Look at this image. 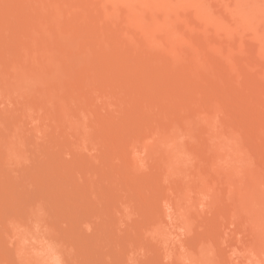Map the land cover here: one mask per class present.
<instances>
[{
    "label": "rangeland",
    "instance_id": "rangeland-1",
    "mask_svg": "<svg viewBox=\"0 0 264 264\" xmlns=\"http://www.w3.org/2000/svg\"><path fill=\"white\" fill-rule=\"evenodd\" d=\"M35 1L37 2L38 0ZM35 1L0 0V54L9 63L18 62L19 64V62H22L23 64H20L22 66L29 64V66L32 65L34 68H39L50 62L60 70L58 75H47L46 86L43 85L42 87L39 85L40 88H35L36 92L34 91L35 89L33 90L36 95L31 91V93H27L28 97H24L26 94L21 95L23 98L14 96L16 98L20 97L17 103V99L15 100L13 97L14 103L12 98V103L0 104V111L8 106L13 111H22L23 119L26 118L29 122L31 120L34 126V128L31 126V129L27 123H22L19 126L15 124L19 128H16V130L18 129L17 131H21V133H24L26 128L31 131L36 129L34 134H31L32 132L29 134L30 130L27 132L26 129V132L22 133L24 137L26 136L25 134L27 136L34 135L35 138H33L35 140L36 138L40 140L35 141L36 145L44 137V142L41 145H44L45 147H43L47 151L42 149L40 143L37 146L35 145V147L33 142V146L36 150L39 149L37 147H40L38 153L41 152L39 156L42 157L37 156L41 159L43 165H45V162L47 163L45 166L40 164L41 161L40 163L38 162L40 166L35 164L34 166H38L35 167L36 173L32 174L35 177L32 176L30 179H26V181L29 180L30 182L25 183L29 187L30 183H33L32 185L37 189L34 190L35 188L33 189L31 186V189L34 190H32L33 193L35 192L33 196L40 191L38 187H42V193L43 190L48 192L51 190L54 193L51 194L50 191V195H47L48 192L46 194L50 196L48 197L50 198L49 200L54 196L51 203L57 197L59 198L57 200H61L62 197L63 200L61 201L64 209L57 202L55 203L58 204V207L54 201L52 204L57 207L56 210L63 209L65 210L63 213L67 211L63 216L69 221L73 220V222L78 217L77 212L79 214V209L84 207L87 210L83 211L85 216L81 214V211V216L78 217L79 223L77 220V223L79 225L82 224L84 229H86L87 219L92 221L91 218L95 217L94 214L90 217L89 215L92 212L97 214L100 218V221H98L100 225L96 221L98 224L96 227L101 228L103 226L98 229L99 232L100 230L103 231L102 233L100 232L102 235L94 232V228H92V232L88 229V234L90 235L82 227L78 226L74 229V226L72 227L73 222L71 221L72 223L69 224L64 218L62 222L63 224L65 222L66 226L69 225L68 229L66 228L67 230L63 225L64 230L72 236L73 230L77 231V228H81L82 230L79 229L80 232L84 231L85 233L83 232V234L88 236V241L87 237L85 239L88 243H92L91 247L94 244V240L96 241L100 238L103 240L102 236L105 237L106 234V240H112L111 244L112 242L114 243L112 234H115L114 236H117V233L118 235L121 234L119 232L121 229L114 233V227L122 228L126 241L129 239L130 243H133L131 246L134 245L133 247L138 249L136 251L140 250L139 254L142 252L143 257L146 256L145 260L147 261L145 264H149V261H153L152 264H175L179 261L177 255L182 250L184 251L185 249L187 251L189 249L192 255V250L198 252L197 249L203 250L208 245L209 247L212 246L210 247L212 251L214 250L213 258H217L214 261L220 259L218 260L219 264H264V255L262 257L258 252L257 256L260 255V257H255L256 254L253 252L254 249L257 252L256 248L260 247L264 254V229H262L264 224L260 227L262 221L260 220L259 224L257 222L261 208L257 203L258 199H255L256 194L264 188V181L259 177V174H264V138L259 133V131L264 133V18L263 20L261 19L264 15V4L261 0H258L256 5V0H247L251 3H249V6L246 0H242L241 6L243 8H241L246 13V20L244 19L248 22L246 24L245 21L241 24L236 23L232 15L235 5L234 0H202L199 5V7L202 6L200 7L202 10L200 8V11L196 10L199 16L196 15L195 8L192 7L188 0H181L178 3V10L186 16L185 18L190 24V47L199 54L201 62H197L194 59L189 49L178 47L179 44L175 39L165 40L169 38L161 37L160 34L154 31H143L140 20L136 18L134 20L130 19L127 11L126 13L124 12L126 10L125 6L121 2L119 3L118 0H110L109 2L105 0H67L62 8L64 7L67 11L64 10L69 12L70 15H66L67 17L63 18V20L61 19V21H59L61 16L59 14V16L55 15L57 13L52 14L51 11L52 15H46V13L50 14V11L47 9L48 12L41 10L40 5ZM243 1L246 3H243ZM136 7L137 5L135 9ZM250 8L252 12H256L258 8H261V11L258 9L261 12L258 14L259 16L257 15L259 20L252 17L254 13L250 12ZM51 9L56 11L54 7ZM138 10L139 12L143 11L145 16L147 15V9L145 10L138 6ZM246 10L252 14H250L251 17ZM207 12L208 14L209 12L215 13L222 18L221 21L226 18L224 29H221L222 27H219V29L216 26L214 27L213 22L210 20V14L208 17ZM254 17H256V14ZM196 19L201 20V23H199V20L197 21L199 24L195 23ZM80 22L87 25L86 33L81 28ZM85 24L84 26L82 24V26L85 27ZM248 27L251 28L249 29ZM51 28L54 29L55 35H53V41H51L53 33H49V30L52 31ZM149 28L150 24H148ZM229 28L233 29L238 35V37L236 36L239 39L237 43L232 42V37L230 38L231 41L229 40L231 36L229 32L233 31H229ZM63 32L68 33L71 46L64 40ZM48 36H50V39H48ZM84 40L86 41L84 42ZM166 44L170 47H166ZM169 49L171 52H169ZM1 64L3 62L0 60ZM4 67L7 68L9 66L6 65ZM77 79L82 83L86 82L92 88L87 92L86 87L89 86L85 83L82 84L83 88L84 85L87 86L82 91L81 83ZM79 88L82 93L95 92V94L93 93L95 95L94 98L91 93L92 100L89 99L90 94L85 97L86 93L84 94L85 98H83ZM32 93L33 96L30 95ZM217 101L227 106H239L249 127L251 129L254 128L252 134L245 132V128L238 121V117L234 112L224 115L217 110L215 106ZM50 109L49 116L47 112ZM0 113H3V111ZM32 118L38 121L34 124L33 121L35 120ZM180 118L187 120L191 124H197V130H189V127L180 124ZM10 119L8 117L7 123L9 122L11 126L15 121ZM28 120H25V122ZM40 124L43 127V131L48 133L49 138H47V135L44 136L46 132L42 133V129L40 132L38 131L40 135L35 136L37 130L41 128ZM38 125L40 126L39 128L37 127ZM15 126L12 125L11 128L14 130L13 127ZM175 127H182L180 130L184 129L185 131H180V133L183 135L184 143L193 154H191L192 157H190L188 164L165 161L164 153L157 151L151 145L150 138L162 136L167 129ZM229 131L238 132L240 135L241 140L237 146L233 145V142L232 145L231 143L229 145L228 142H231L229 140ZM29 136L28 138L31 140L32 137ZM45 137L48 139V144L47 141L45 143ZM33 138L31 141H34ZM84 138L85 141L87 138L91 139L90 146H86L89 141L84 142ZM50 139H52L51 142ZM25 141L29 142V140ZM94 145L98 146V148L100 147V150L97 149L99 152L97 150L94 151L95 156L93 153H88L89 151L86 149V147L92 148ZM27 146L30 147L32 145L27 144ZM233 146H235L236 151L232 149ZM238 146L241 147L240 152L246 151L245 153H248L253 163L252 167L246 164L243 159L240 160L242 156L238 158ZM35 148L31 150L30 147L28 150L30 154L34 155V157L33 155L31 156L32 161H39L37 156H35L37 153ZM96 148L93 147L91 151ZM43 151L47 153L45 154ZM232 152L233 156L236 155L233 158ZM105 153L110 158H107ZM44 154L48 159L46 161V158L43 159L45 157ZM89 154H92L91 157ZM110 155L114 156L113 160ZM169 155H174V153L169 152ZM88 156L92 159L91 162H89L90 158ZM115 158L118 161H114ZM234 158H237V161ZM93 159L96 160L95 163H92ZM108 159L114 162L109 164ZM204 162L210 163L211 167L214 168L211 181L212 183L214 182L215 189L211 193L200 194L201 188L197 187L196 183L188 186V180L184 174L187 172L188 177L192 178L203 175ZM27 164L22 165L23 170H25L24 172L21 171L22 175L29 171L30 168H27L29 164L32 166V163L27 162ZM33 171L34 169L32 170L31 167L30 172L32 173ZM37 173L40 176V181ZM15 174L12 175L14 176L12 180L14 184H17L15 180L20 181L18 179L19 176H17L20 173L16 174L17 179H14ZM29 176L31 175L26 177L29 178ZM41 176L46 180L44 181ZM22 177L20 176V179ZM33 178H37V181L33 180ZM23 179L21 180L24 183ZM19 184H21V181ZM25 184H23L24 186L21 185L25 187ZM22 188L17 187V191L12 190L14 192H8L9 194L3 192L0 196L3 198L4 195L5 198L3 200L6 201L8 198L10 209L9 206L8 208H0L2 210L5 209V212L7 209L8 212H11V210L12 212L16 211L15 207L17 209V205L13 206V203H18V205L21 203L15 196L19 189L22 191ZM25 189H29L28 191L31 192L30 188H23V190ZM119 190L128 197L124 196L126 201L129 202V199L133 201L127 202L131 204L132 213L130 215L129 206L125 207L124 204L126 203L123 202L126 201H124V198L122 200L121 196L123 193ZM28 191L27 194L29 195ZM19 192L18 194L21 193ZM92 192L95 194H92ZM39 193L37 194L39 195ZM21 194L19 197L25 204L28 201V198H26L28 196L25 197V193ZM197 195L198 197H196ZM11 196L14 198L11 199ZM29 196L32 195L30 194ZM42 196H44V193ZM42 196L39 195V198H45ZM32 197H29V199ZM201 198L204 200L202 201ZM49 200L47 199V201ZM11 201L12 203H10ZM166 202L174 206V209L169 210V214L170 211L173 213L175 208L179 207L182 211H186L187 214L190 213L188 218L192 219L186 218L187 221L183 219V223H181L182 220L175 219L174 216H168L167 218L165 213ZM122 203L124 208H122ZM66 208L71 209L72 213L75 211L73 213L75 219L73 218L74 215L70 214L71 212L66 210ZM104 208L108 209L103 210ZM125 208L129 211H125L126 216H124L125 213L123 211ZM88 210L90 214L86 217ZM5 212L1 211L0 217L7 216L8 214L6 213L8 212ZM61 212L62 210L59 213L57 211V214ZM105 212L106 214L111 212L109 221L115 223L117 220L119 224H122L121 227L118 226L119 224L114 226V224L112 225L111 222H108V219H105L106 217L103 218L102 215ZM122 212L123 215H121ZM15 213L21 214L17 211ZM15 213H11V215ZM60 215L55 214L54 216L59 217L58 219L61 221L63 216L61 217ZM108 216L107 218H109ZM127 216L129 218H122ZM198 216L203 218L199 220ZM79 218L83 219L80 221ZM84 220H87L85 224ZM189 220L190 222H188ZM148 221L151 222L152 226L153 224L156 226L158 223V225L161 224L165 228H169V231L172 230L170 237L165 235L168 230L165 232L160 231L161 233L155 231L156 235L153 234L152 226L150 227L147 224ZM175 222L177 227H175ZM145 223L150 227L151 230L149 231H152V234L146 232L147 228L144 229ZM3 224L1 222L2 227L0 226V229H9L7 224ZM76 224L74 223V225ZM59 225L62 226V224ZM93 226L95 227L94 224ZM90 227L91 224L89 225ZM183 227L187 229L185 230ZM70 228L72 233L69 230ZM76 231L74 232L75 234ZM104 231L109 234H105ZM81 234H78L77 238H75L76 235L71 237L74 241L80 242L81 240V242L84 241L83 243H85V239H82L83 236L81 237ZM124 234L120 238L123 239ZM89 237L92 238L93 242ZM152 237L156 238V241L152 239V242L150 239ZM120 238H117L120 240L118 242H121L122 239ZM125 239L119 244L121 246L123 243V247L126 246L127 248L129 241L125 243ZM115 241L117 242V240ZM160 241H163V243ZM7 243L0 240V252L2 250H12L11 244L8 245ZM89 244L84 246V244L80 243V246L90 248ZM107 245L105 244V246ZM165 245L168 247H165ZM240 245L242 246L240 247ZM111 246L113 247L115 244ZM81 247L76 246V252H78L82 260L85 261L83 258L86 257L82 255L83 252L89 257L91 256V258L93 255L95 256V254H90L91 250L88 252L89 248L86 247L88 250L82 251ZM112 247L105 248L107 250V248L112 249ZM98 249L100 247L97 248V251ZM247 249L248 253L252 254L245 252ZM93 251L95 252L96 250L93 249ZM99 251L101 254V250ZM129 251L133 252L131 253L134 256L133 259H136L137 257L135 256L137 255L138 257L141 256L135 250H130V245L129 249H125L120 255L115 253L114 256V253H112L113 257H110L111 252H113L111 251L107 256L116 258V255L118 257L123 255L121 258L115 259V264L119 261V264H122L127 260L125 255L130 253ZM134 252L137 255H133ZM95 253L100 259L106 257L105 255V257L99 256V252ZM175 253H177L176 256L174 255ZM128 255V260H130L131 256L129 257ZM13 257L15 258L16 256L14 255ZM98 257H93L92 259H97ZM108 257L105 258L107 264H109L107 262L109 260ZM87 258L85 263L82 261L83 264L92 262H87ZM92 259L88 258V261ZM96 259L94 263L97 262L98 264ZM100 259L99 264H102L104 260ZM118 259L119 261H117ZM185 259L183 260L184 262ZM115 260L112 259L109 262L113 263ZM136 260L134 262L131 258L130 263H128L141 264V260L139 263ZM195 261H193V264L200 263V260ZM186 262L189 264V261ZM190 263H192L191 260ZM142 264H144V261Z\"/></svg>",
    "mask_w": 264,
    "mask_h": 264
},
{
    "label": "bare ground",
    "instance_id": "bare-ground-1",
    "mask_svg": "<svg viewBox=\"0 0 264 264\" xmlns=\"http://www.w3.org/2000/svg\"><path fill=\"white\" fill-rule=\"evenodd\" d=\"M16 1H18V2H20V0H16ZM35 1V0H34ZM67 0H38L36 3L38 4V5H40V9L41 10H43V11H45L46 9L48 10V11H50L49 13L50 14H47L46 12H48L47 10H46V15H52L53 13H57V14H55V15H60L61 17H59L60 18V20L59 21H61V19L63 20V18H66L67 16L66 15H70V13L69 12H66L67 10L63 7L62 8V6H63V4L66 2ZM104 1V0H103ZM106 2H109L110 0H105ZM111 1H113V0H111ZM115 1V0H114ZM184 1V0H183ZM187 1V0H186ZM185 1V2H186ZM219 1V0H218ZM233 1V0H232ZM247 1V0H246ZM251 1V0H250ZM253 1V0H252ZM255 1V0H254ZM257 1L258 0H256L255 1V5H256V3H257ZM118 2L120 3H122L124 6H125V13H126V11H127V15H128V17L131 19H138V20H140V22H141V29L143 30V31H154V32H157L158 34H160V36L161 37H164V38H169V39H165V40H170V39H175V41L179 44L178 45V47H181V48H187V49H189L190 50V53L192 54V56L194 57V59L197 61V62H201L202 60L200 59V56H199V54L198 53H196L195 52V50H193L190 46H191V44H190V33H191V29H190V24H189V22H187V18H185L186 16H184V14H182V13H180V11L178 10V3L179 2H181V0H118ZM117 2V3H118ZM188 2H190L191 3V5H192V7H194L195 8V12H196V15L197 16H199L198 14H197V11L199 10V8L200 7H202V6H200L199 7V5L201 4V2H202V0H188ZM234 7H233V11H232V15H233V17H234V19L236 20V23H244L243 21H245L246 19H245V15H246V13L242 10V6H241V3H242V0H234ZM248 2V6H249V1H247ZM260 2V1H259ZM261 2L264 4V0H261ZM34 3V2H33ZM36 3H34V5H36ZM203 3H205V2H203ZM221 3V2H220ZM233 3V2H232ZM243 3H246V2H244L243 1ZM252 3H254V2H252ZM251 4V3H250ZM259 4V3H258ZM262 4V5H263ZM121 5V4H120ZM122 5V6H123ZM137 5V7L139 6L140 8H143V9H147L148 11V13L146 12V14L148 15L149 14V20H148V17H147V15L145 16V14L143 13V11L141 12H139V10L137 11V7H136V9H135V6ZM204 5V4H203ZM252 5H254V4H252ZM261 5V6H262ZM50 6H51V8H55V10L56 11H54V9L52 10L51 8H50ZM53 6V7H52ZM228 6V5H227ZM244 6V5H243ZM247 6V7H248ZM39 7V6H38ZM37 7V8H38ZM242 7V8H241ZM257 7V6H256ZM264 7V6H263ZM198 8V9H197ZM255 8V7H254ZM50 9V10H49ZM66 11H65V10ZM201 9V8H200ZM257 9V8H256ZM259 9V8H258ZM257 9V11L256 12H252L251 11V8H250V12H252V13H254V15L256 14V17H254V15H252L250 12H248L247 10H246V12H248V14H249V16H250V14L252 15V17L253 18H258L257 17V15L259 14V13H261L259 10ZM263 9V8H262ZM197 10V11H196ZM202 10V9H201ZM206 10V9H205ZM248 10H249V7H248ZM264 10V9H263ZM51 11H52V14H51ZM200 11V10H199ZM230 11V10H229ZM253 11H254V9H253ZM42 12V11H41ZM216 12V11H215ZM68 13V14H67ZM263 13V12H262ZM44 14V13H43ZM206 14H208V12L206 13ZM209 14H210V20L213 22V24H214V27L216 26L218 29H219V27L221 28V29H224V26H225V23H224V21L226 20V18H225V20H223V21H221L222 20V18H220V17H218L215 13H210L209 12ZM209 14H208V17H209ZM248 14H247V16H248ZM58 15V16H59ZM231 15V16H232ZM248 16V17H249ZM259 16V15H258ZM264 16V15H263ZM262 16V18H261V14H260V18L263 20V17ZM251 17V16H250ZM56 18H58L57 16H56ZM198 18V17H197ZM252 18V19H253ZM220 19V20H219ZM245 19V20H244ZM254 19V20H255ZM261 19H260V21H261ZM137 20V21H138ZM199 20V19H198ZM197 19L195 20V23H197V21H198ZM256 20H259V18L258 19H256ZM251 21V20H250ZM139 22V21H138ZM139 22V23H140ZM246 22L247 21H245V24H246ZM251 22H254V21H251ZM251 22H249V23H251ZM256 22V21H255ZM189 25H188V24ZM199 23H201V20H199ZM199 23H197V24H199ZM224 23V24H223ZM227 24H228V22H226ZM248 23V22H247ZM82 24H83V26H84V24L85 23H82V22H80V26H81V28L84 30V32L86 33V31H87V29H86V27H87V25L85 26V27H83L82 26ZM148 24H150V28L148 29ZM227 24H226V26H227ZM252 24H254V23H252ZM238 25V24H237ZM243 26V25H242ZM244 26H246V25H244ZM248 26V25H247ZM229 27H231V26H229ZM240 27V26H239ZM215 29V30H218V29ZM242 28H244V27H242ZM245 28H247V27H245ZM249 28V27H248ZM251 28V27H250ZM249 28V29H250ZM49 29V28H48ZM47 29V30H48ZM52 29V31L51 30H49L48 32L50 33V34H52V37H51V41H53L54 40V29L53 28H51ZM150 29H152V30H150ZM230 30H233V29H230L229 28V31ZM248 30V29H247ZM219 31V30H218ZM228 31V32H229ZM52 32V33H51ZM255 32V31H254ZM48 33V34H49ZM229 34L231 35L230 37H229V40H230V38L232 37V42H234V43H237L238 41L237 40H239V39H237V37H238V35L234 32V30L233 31H230L229 32ZM54 35V36H53ZM62 35H63V37H64V40L66 41V43L69 45V46H71L70 45V42H69V40H70V38H69V35H68V33H66V32H63L62 33ZM51 36V35H50ZM50 36H48V39H50L49 37ZM237 36V37H236ZM52 38H53V40H52ZM260 38V37H259ZM262 39V38H261ZM86 40H84V42H85ZM231 41V40H230ZM164 44H165V42H164ZM176 44V43H175ZM169 45L168 44H166V47H168ZM170 47V46H169ZM169 52H171V50L169 49ZM77 57H78V55H77ZM76 57V58H77ZM0 60H1V62H3V64H1V65H3V66H1L0 65V69H1V71H0V104H8V103H14L15 101H14V98H15V100L17 99V101H16V103L18 102V99L21 97V98H23L22 96L23 95H25L24 97H26L27 96V93H31V91L32 92H36V89L37 88H40L39 87V85L40 86H42L43 87V85L44 86H46V84L47 83H45L46 82V80H48L47 79V75L49 76V75H58L59 73H60V70H58L59 68H57L55 65H52L50 62H48L49 63V65H48V63H47V65L45 64V66H41V67H39V68H37V67H35L34 68V66H29V64H25V65H20V64H23L22 62L20 63L19 62V64H18V62L17 63H15V62H8V60H6L5 58H4V56H2V54H0ZM7 62H8V64H7ZM9 66V67H4V66ZM17 65H19V66H17ZM6 70H5V69ZM62 74V73H61ZM60 74V75H61ZM78 80V79H77ZM79 81V80H78ZM45 83V84H44ZM78 83V82H77ZM79 83H81V86H82V84H85L86 82H84V83H82V82H80L79 81ZM87 84V83H86ZM88 85V84H87ZM87 85H84V88H83V86H82V91H84V89H85V87L87 86ZM78 86L79 87H81L79 84H78ZM89 87H86L87 88V92H88V90L90 89V88H92L90 85H88ZM111 87V86H110ZM36 88V89H35ZM112 88V87H111ZM35 89V90H34ZM34 90V91H33ZM79 90H80V88H79ZM92 91L94 90V89H91ZM82 91L80 90V92L82 93ZM95 91V90H94ZM35 92H34V94H35ZM87 92H83L82 94V96H83V98H85L86 96L88 97V95L91 93V94H95V92H91V91H89V93L87 94ZM87 94V95H85V97H84V94ZM91 94H90V97H89V99H91ZM93 94V98H94V95ZM22 95V96H21ZM29 95V94H28ZM30 95H32L33 96V93L32 94H30ZM36 95V94H35ZM14 96H20L19 98H16V97H14ZM14 97V98H13ZM28 97V96H27ZM31 97V96H30ZM29 97V98H30ZM13 98V101L11 102V99ZM89 99H88V102H89ZM24 100H27V99H24ZM23 100V101H24ZM92 100V99H91ZM91 100H90V102H91ZM24 102H27V101H24ZM215 106H216V109L217 110H219L220 112H222L224 115H228V114H231V112H234L235 113V115H237V117H238V121L241 123V125L243 126V128H245V132H247V133H251L252 134V132H253V129L254 128H250L249 127V125H248V122L244 119V117H243V115H242V113H241V110H240V108H239V106H227V105H224V104H222L221 102H219V101H217L216 103H215ZM20 110V109H19ZM45 110H46V108H45ZM49 110V109H48ZM3 111V113H0V195H2V193L3 192H5V193H8V192H11L12 190H16L17 191V187L18 188H22L24 185L23 184H25L26 182H30L29 180H27L26 181V179H30V177H32V176H34L35 177V175H32V174H35L36 173V169H35V167H38V166H40L39 165V163H40V161H41V159L39 158V157H42V156H39V154L41 155V152H39L38 153V151H40V147H37V148H39L38 150H36V146L37 145H39V143H40V145L41 144H43L42 142H44V137H43V135H41L42 137H40V138H42L41 139V142H39L40 140L39 139H37L36 138V140H39L38 142L39 143H37V145H36V143H35V137H34V135H31V136H29V137H34L33 139H34V141H31L32 140V138H31V140L28 138V136H27V134H25L26 136V138L22 135V133H21V131L19 132V131H17L19 128H18V126L19 125H22V123L24 124H28V125H30V129L33 127L34 128V126H33V124H32V122H31V120H30V122H31V124H29L30 122H29V120L28 119H26V118H24L23 119V116H22V111L21 112H19V111H13V110H11L8 106L4 109V110H2ZM2 111H0V112H2ZM65 111V110H64ZM50 112H51V109H50V111H48L47 112V114L50 116ZM2 114V115H1ZM69 117H70V115H68ZM8 117H10L11 119L10 120H14L15 122H14V124L12 123L11 124V126L12 125H14L15 126V124H17L18 126L16 127H13L14 128V130L11 128V126H10V124H9V122L7 123V119H8ZM27 117V116H26ZM28 118V117H27ZM30 119H31V117H30ZM33 119V118H32ZM25 120H28L27 122H25ZM33 120H35V119H33ZM38 121V120H37ZM36 120L35 121H33V123L35 124L36 122H37ZM179 121H180V124H183L184 126H186V127H189L188 129L190 130V129H194V130H197V124H191V123H189V122H187V120H185V119H183V118H180L179 119ZM29 122V123H28ZM41 123V122H40ZM38 124V123H37ZM26 126V127H27ZM32 126V127H31ZM41 126V128H39ZM40 126L38 125L37 127L39 128L38 130H37V133H35V136H39L40 134H38L39 132H40V130L43 128L42 127V125L40 124ZM36 127V128H37ZM16 128H18L17 130H16ZM21 128H22V126H21ZM27 129V128H26ZM26 129H25V132H26ZM30 129H27V132H28V130H30ZM180 129H182V127H175V128H170V129H167L166 130V133H164L162 136H158V137H152V138H150V142H151V145L154 147V149H156L157 151H160V152H163L164 154V160L165 161H168V162H171V163H174V161H176L177 163H183V164H188V162H189V160H190V157H192V153H191V151H190V149L186 146V144L184 143V139H183V135L180 133V131H184V129L183 130H180ZM16 130V131H15ZM21 130V129H20ZM35 131H36V129H35ZM34 129L31 131L30 130V132H28L29 134L31 133V134H34ZM39 131V132H38ZM42 131H43V129H42ZM41 131V132H42ZM201 131V130H200ZM24 132V133H25ZM44 132H46V131H43L42 133H44ZM185 132V131H184ZM23 133V134H24ZM259 133L262 135V137L264 138V133L262 132V131H259ZM48 133L46 132L45 133V135L44 136H46ZM184 134V133H183ZM185 135V134H184ZM200 135V134H199ZM202 135V134H201ZM229 135H230V139L229 140H231V142H228L229 143V145H230V143H231V145H232V142H233V145H238V142H240V140H241V138H240V135L238 134V132H233V131H229ZM85 137H87V136H85ZM89 137V136H88ZM39 138V137H38ZM47 138H49V136L47 135ZM46 137H45V143H46V141L48 140ZM88 139V140H87ZM86 139V141H85V138H84V142H87V141H89V143L86 145V146H90V143H91V139L89 140V138H87ZM25 140H29V142L27 143V141H25ZM31 141V142H30ZM52 141V139H50V142ZM33 142H34V146H33ZM50 142H49V144H50ZM29 144V145H32L33 146V149H32V146H30L31 147V150H34V148H35V151H37V153H36V155L35 156H37V160H39V161H36V160H34V161H32V158H31V156L33 155V154H30L29 153V150H28V148H30L29 146H27V144ZM31 143V144H30ZM47 144H48V141H47ZM46 145V144H45ZM93 145V144H92ZM42 146V149H44V150H46V148H44L45 146L44 145H41ZM44 146V147H43ZM28 147V148H27ZM95 148V147H97L96 149H94L93 151H91V149L92 148ZM92 148H88V147H86V149H88L87 151H89L88 153H93L94 154V156H95V150H97V149H99L100 150V147L98 148V146H93ZM229 148H230V146H228ZM232 147V146H231ZM239 147V152H238V158L240 157V156H242L241 158H240V160L241 159H243L244 161H245V163L246 164H248L250 167H252V160H251V158H250V156L248 155V153H245L246 151H241L240 152V149H241V147L240 146H238ZM238 147H236L237 149H238ZM211 148V147H210ZM102 149V148H101ZM209 149V148H208ZM232 149H235V146H233V148ZM232 149H230V151H232ZM30 150V151H31ZM99 150H97L98 152H99ZM211 150V149H210ZM209 150V151H210ZM243 150V149H242ZM47 151V150H46ZM96 151V152H97ZM101 151H105V150H101ZM214 151V150H213ZM234 151H236V149L234 150ZM238 151V150H237ZM44 153H45V151H43ZM169 152H172V153H174V155H169ZM47 153V152H46ZM45 153V154H46ZM88 153H87V155H88ZM44 154V155H45ZM106 154V153H105ZM108 154H110V153H108ZM192 154V155H191ZM213 154V153H212ZM236 154V153H235ZM241 154V155H240ZM43 155V156H44ZM90 155V154H89ZM92 155V154H91ZM91 155H90V157H91ZM112 155V154H111ZM110 155V156H111ZM232 158L234 157V156H236V155H234L233 156V152H232ZM93 156V157H94ZM106 156H107V158H110V157H108L109 155H107L106 154ZM33 157H34V155H33ZM89 157V156H88ZM89 157V158H90ZM92 157V158H93ZM113 157L114 156H111V159L113 160ZM46 158V155H45V157L43 158V159H45ZM34 159V158H33ZM42 159V160H43ZM94 159H96V158H94ZM93 159V160H94ZM110 159V160H111ZM46 160H48L47 158L45 159V161ZM109 159H108V162H109V164H110V162H111V164L114 162V161H118L116 158L114 159V161L112 162V160L110 161ZM233 160V159H232ZM234 160L235 161H237V158H234ZM239 160V161H240ZM30 161H32V162H30ZM44 161V162H45ZM92 161V159L90 158V160H89V162H91ZM207 161V160H206ZM244 161H243V163H244ZM27 162H29V163H32V166H31V164H29V166H27V168L29 169V174H27L28 172L26 171L23 175L21 174L22 172H24L25 170H23V168H22V165L23 164H27ZM35 162H37V163H35ZM39 162V163H38ZM96 162V160H94L92 163H95ZM43 162L41 161V165H43L42 164ZM46 163L47 162H45L44 164L46 165ZM238 163V162H237ZM35 164H37L36 166H34ZM28 165V164H27ZM45 165H43V166H45ZM180 165H182V164H180ZM26 166V165H25ZM50 166V165H49ZM203 166H204V170H203V172H204V174L203 175H200V176H197V177H194V178H192V177H188V175H187V172L184 174V176H185V178H187V185L188 186H191V184L192 183H196V185H197V187H199V188H201V191H200V194L201 193H211V191H213V189H215V184H214V182L212 183V181H211V177H212V175H213V172H214V168H212L211 167V165H210V163H207V162H204V164H203ZM31 167H32V170L34 169V171L31 173L30 171H31ZM34 167V168H33ZM48 167V166H47ZM53 167V166H52ZM28 169H26V170H28ZM20 171V172H19ZM22 171V172H21ZM54 171H55V168H54ZM17 172V173H20V175L18 174L17 176H19V178L16 176V174L15 173ZM13 173V174H12ZM15 174V178L14 179H19L20 181H21V184L23 185H21V184H19V185H21V186H19L18 185V183H20V181H16L15 180V183L17 182V184H14L13 183V180H12V178L14 177V176H12V175H14ZM38 174V173H37ZM28 175H31V176H29V178H27L26 176H28ZM20 176L22 177H24V179H23V177L21 178V179H23L24 180V183H23V181L20 179ZM38 176H39V174H38ZM38 176H37V178H38ZM26 177V178H25ZM259 177L261 178V180L262 181H264V174L263 173H261V174H259ZM37 178L36 179H34L33 178V180H36L37 181ZM41 178L45 181L46 179H44L42 176H41ZM42 179H41V182L43 183V181H42ZM39 181H40V176H39V179H38ZM39 183V182H38ZM46 183V182H45ZM31 185H30V187H29V185L27 186L26 184H25V187H23V188H32L33 187V189L35 188L32 184L33 183H30ZM15 185H17L16 187H15ZM32 186V187H31ZM39 186V185H38ZM38 186H36V187H38ZM40 186H41V184H40ZM23 188L21 189L22 191H20V189H19V191L21 192V193H25L24 194V196L26 197V196H28V197H26V198H28L27 200L29 201H27L25 204H24V202H22V200H21V198L19 197L20 196V194H18V192H17V194H18V196H17V194H16V196L15 197H17L16 199L19 201V203H20V201H21V203H23L22 205H21V203L18 205V203H13V206H15V205H17V209H16V207H15V210L17 211V212H20L21 214H16L15 212L16 211H14V212H12V210H11V212L9 211H7L6 210V212H8V213H6L5 212V209L4 210H2V208H8V206L10 205V204H8V198H7V201L6 200H3V198H5V196L3 195V198L0 196V207H2V208H0V214H1V211L3 212H5L6 214H8L7 216L5 215L4 217L2 216V217H0V226H1V222H2V225H4L3 223H5V225L7 224L8 225V227H9V229H0V240H2V241H4V242H8L7 244L9 245V244H11L10 246H12V250H9V251H3L2 250V252H0V264H15V263H17V264H83V262L85 263V261H86V258H87V254L85 253V252H83L82 253V255L83 256H86L85 258H83V259H85V261L84 260H82L81 259V257H80V255L78 254V252H76L77 250V248H76V246L78 247H81L83 244H84V246L85 245H88L89 243V246H90V248L89 247H87V248H89V250L86 248V247H81L83 250L82 251H87L88 250V252L91 250L92 252H94L93 251V249L94 250H96L95 252H99V256H102V257H108L107 255H109L110 254V252L111 251H113V252H111V256L110 257H113V255L115 256V253L116 254H121V252L123 253V251H125V249H129V245H130V250L132 249L133 251L135 250H138L137 248H135V247H133L134 245H132L131 246V244H133V243H130V240L129 239H127L128 241H129V243H127L128 241H126V239H125V234H124V231H123V229L122 228H117L116 226H115V224H119V222L116 220H114L115 221V223L113 222L112 223V221H109V219H110V213L111 212H109V213H107L106 214V212L103 214V213H101V214H103L102 216H103V218L104 217H106L105 219L107 220L108 219V222H111V224L113 225L114 224V233H117L118 231H119V229H121L119 232L121 233V234H119L118 235V233L116 234L117 236H114L115 234H112L113 235V238H114V243L112 242V244L114 245L115 244V246H111L112 244H111V241L112 240H106L107 239V237H106V233H108V232H105L104 231V233L106 234L105 235V237L104 236H102V238H104L105 240H106V242H105V240L103 239V240H101V238L99 239V240H94V244H95V247H94V244L92 245V247H91V242H87L88 241V236H86V235H84L83 234V232L86 230L87 231V234L89 233V230H91V232H92V228H94V232H98L100 235H102L101 233L103 232V231H101L100 230V232H99V230L98 229H101L103 226H101V228H98V227H96V226H98V224H99V222L98 221H100V218L98 217V215L97 214H95V213H91L90 214V212H89V210H88V212H86L87 214H86V217H87V215H89V217L91 216V215H95V217L94 216H92V217H94V218H91L92 219V221H90V219H87L88 220V222H90V224H91V229L89 228V225L90 224H88V222H87V220H84L83 222H84V224H85V222H87L86 224H85V228L86 229H84L83 227H82V224H78L79 223V220H78V217H80L81 216V214H84V216H85V213L83 212V211H87L84 207H82V206H80V207H82V208H80L79 209V211L81 212V214H80V212H79V214H78V212H77V215H78V217H77V219H76V221L74 220V222H73V220H71L72 222H73V225H72V227L74 228V229H76L75 227H82L83 229H84V231H81L82 232V234H81V232H80V230H82L81 228H77V231L76 230H73V236H75L76 234H77V232H78V230H79V232H78V234H81V237H82V239L84 238H86L87 237V241H86V239H85V243H83V242H81V238L79 239L80 240V242L78 241H74L73 239H72V235L71 234H69L66 230L68 229V227H69V225L68 226H66V223L64 222V224L62 223L64 220H63V218L65 219V216H63V215H65V213H67V211L65 212V213H63V211H65V210H63L64 208H63V206H62V201L61 200H63V198L61 197V200H57V199H59L58 197H57V195L55 194V196L57 197L56 198V200H53L54 201V203L55 202H57V203H59V205H61V208H63V209H59V210H56L57 209V203H55L56 204V206L57 207H55V205H53L52 203H53V201H52V203H51V200L52 199H54V196L51 198V200H49L50 198H48V197H50V196H47V195H50L49 194V192L51 191V190H49V192L46 190H43V193H44V196H42L43 195V193H42V187L41 188H39L38 187V190H40V191H38V192H36V195H38L37 193H39V195L40 196H42V197H45L46 198V200H44L45 198H43V199H40L39 198V195L38 196H36V195H34L33 196V194L35 193H33V191L34 190H37L36 188L33 190V189H31V192L30 191H28V190H23ZM43 189H44V187H43ZM256 189H257V187H256ZM264 189V188H263ZM263 189L259 192V193H257L256 194V200L258 201H256L255 200V202H257L258 204H259V207L261 208L260 209V213H262V214H258V224H259V221L261 220L262 221V223H260V227H262L263 226V224H264V192H263ZM33 190V191H32ZM253 190H255L254 188H253ZM15 191V192H16ZM25 191V192H24ZM27 191H28V193H30L32 196H29L28 194H27ZM120 191V190H119ZM14 191H12V193H13ZM47 192H48V194H47ZM121 193H123L122 191H120ZM4 193V194H5ZM11 193V194H12ZM53 192L51 191V194H52ZM190 193V192H189ZM250 193H252V192H250ZM9 194V193H8ZM10 194V195H11ZM27 194V195H26ZM47 194V195H46ZM54 194V193H53ZM92 194H95V193H93L92 192ZM22 195V194H21ZM128 195V194H127ZM14 196V195H13ZM13 196H11V199L12 198H14ZM47 196V197H46ZM52 196V195H51ZM68 196V195H67ZM120 196V195H119ZM123 196V197H122ZM122 196H121V198H122V200H123V198H124V201H126V198L125 197H127V196H125V193H123L122 194ZM125 196V197H124ZM19 197V198H18ZM29 197H32V198H30L29 199ZM60 197V196H59ZM196 197H198V195L196 196ZM255 197V196H254ZM128 198V197H127ZM253 198V197H252ZM47 199L49 200V201H47ZM200 199V198H199ZM198 199V200H199ZM202 199V198H201ZM128 200V199H127ZM130 201L128 202V201H126V202H123V203H126V204H124L125 205V207L127 208L128 206H129V211L125 208L123 211H124V213H125V211L127 212H129V215H130V213H132V211H131V204H128V203H130V202H133L131 199H129ZM204 199H202V201H203ZM12 201H15V200H12ZM12 201L10 202V203H12ZM128 202V203H127ZM123 203H122V205H123ZM256 203V204H257ZM8 204V205H7ZM52 204V205H51ZM25 205V206H24ZM64 205V204H63ZM124 205H123V207L122 208H124ZM5 206H7V207H5ZM12 206V205H11ZM55 207V209H54V207ZM165 206H166V211H165V213L167 214V218H168V216H174V218L176 219V218H178V220H182L181 221V223H183V219H184V221L186 220L187 221V219L186 218H188V217H190V213L189 214H187L186 213V211H182V209L181 208H175V210H174V212L173 213H171V211H170V214H169V210H172V209H174L173 207L174 206H171L170 204H169V202H166V204H165ZM66 207V206H65ZM9 209H10V206H9ZM11 209H13V207H11ZM106 209H108V208H104L103 210H106ZM244 209V208H243ZM55 210H56V212H55ZM60 210H62V212L60 213V214H57V211H58V213H59V211ZM66 210H71V209H67L66 208ZM245 210V209H244ZM68 211V212H69ZM108 211V210H107ZM54 212H55V214L56 215H60L61 217H62V219H61V221L57 218V217H55L54 215ZM71 212V211H70ZM69 212V213H70ZM4 213V214H5ZM10 213V214H9ZM11 213H15V214H12L11 215ZM68 213V214H69ZM73 213H75V211L73 212ZM72 212L70 213V214H73ZM10 215V216H9ZM74 215V214H73ZM73 215H71V216H73ZM76 215V216H77ZM106 215V216H105ZM112 215V214H111ZM121 215H123V212H122V214ZM128 215V214H127ZM188 215V216H187ZM69 216V215H68ZM107 216L109 217V218H107ZM124 216H126V213H125V215ZM70 217V216H69ZM83 217V216H82ZM113 217V216H112ZM170 217H169V219H170ZM55 218H57L58 219V221H57V219H55ZM73 218L75 219V215L73 216ZM122 218H129L128 216L127 217H122ZM198 218H199V220H201L202 218L200 217V216H198ZM201 218V219H200ZM80 219V221L83 219V218H79ZM86 219V218H85ZM98 219V220H97ZM188 219H192V218H188ZM194 219V218H193ZM66 220V222H68L69 224H71L72 222L71 221H69L68 219H65ZM77 220H78V223H77ZM94 220V221H93ZM168 220V219H167ZM177 220V221H178ZM198 220V221H199ZM59 221H60V223H59ZM96 221H97V223H96ZM172 221H173V217H172ZM175 221V220H174ZM82 222V223H83ZM92 222H95V223H92ZM107 222V221H106ZM117 222V223H116ZM188 222H190V220L188 221ZM74 223L76 224V225H74ZM102 223V222H101ZM150 223V224H149ZM170 223V222H169ZM186 223V222H185ZM59 224H62V226L64 225L65 226V229L66 230H64V226H63V228H61L62 226H60ZM84 224H83V226H84ZM93 224L95 225V227L93 226ZM97 224V225H96ZM146 224V223H145ZM147 224L151 227L152 225H151V222L150 221H148L147 222ZM145 225L144 226V229H148V231H147V229H146V232H150V234H152L151 232L152 231H149V230H153V234H155V231H158V233L160 232V231H162V232H165V231H167V233H165V235H171V231L172 230H170L169 231V228L167 229V228H165V226L164 225H158V223H157V225L156 226H154L155 224H153V226L151 227V229H150V227L148 226V225ZM172 224V223H171ZM100 225V224H99ZM121 225L122 224H119L118 226H120L121 227ZM71 226V225H70ZM88 226V227H87ZM146 226H148V227H146ZM161 226V227H160ZM164 226V227H163ZM182 226H183V224H182ZM258 226V225H257ZM2 227V226H1ZM11 227V228H10ZM100 227V226H99ZM175 227H177L176 226V222H175ZM186 227V226H185ZM185 227H183V228H185ZM4 228V227H3ZM117 228V229H116ZM155 228V229H154ZM163 228V229H162ZM258 228V227H257ZM89 229V230H88ZM98 230V231H96V230ZM187 228H185V230H186ZM262 229H264V227L262 228ZM262 229H260V231H262ZM70 230V232L72 233V231H71V228L69 229ZM116 230V231H115ZM118 230V231H117ZM76 231V234L74 233ZM85 231V232H86ZM187 231H189V230H187ZM84 232V233H85ZM104 233H103V235H104ZM157 233V234H158ZM161 233V232H160ZM169 233V234H168ZM264 233V232H263ZM78 234L75 236V238H77L78 237ZM109 234V233H108ZM122 234H124L123 236V239H125L124 241H126L125 243H127L128 244V246H127V248H126V246L125 247H123L124 245H123V243L121 244V246L123 247H121L120 246V244L119 243H121V242H123L122 240V238H120V236H122ZM150 234L148 233V235L150 236ZM163 234V233H162ZM88 235H90V234H88ZM156 235V234H155ZM154 235V236H155ZM72 236V237H71ZM85 236V237H84ZM119 236V237H118ZM168 236H165V237H168ZM80 237V236H79ZM119 239H122L121 240V242H118V241H120V240H118L117 238ZM170 237V236H169ZM90 238V237H89ZM116 238V239H115ZM126 238H127V236H126ZM164 238V237H163ZM91 239V241H92V238H90ZM151 240L153 239L154 241H156L153 237L152 238H150ZM78 240V239H77ZM101 240V241H100ZM115 240H117V242L115 241ZM153 240H152V242H153ZM264 240V239H263ZM90 241V240H89ZM104 241V242H103ZM111 244H109L108 242ZM164 241V240H163ZM163 241H160L161 243H163ZM78 244H77V243ZM93 242V241H92ZM100 242V243H99ZM103 242V243H102ZM264 242V241H263ZM80 243L82 244L81 246H80ZM117 243V244H116ZM168 243V242H167ZM100 246H99V245ZM101 244H103L102 246H101ZM105 244H108L107 246H105ZM119 244V245H118ZM3 245V244H2ZM126 245V244H125ZM156 245V244H155ZM158 245H159V243H158ZM208 245V244H207ZM9 246V247H10ZM117 246V248H115ZM118 246H119V248H118ZM162 246V245H161ZM242 245H240V247H241ZM100 247V249H98V251H97V248H99ZM105 247H112V249H111V251H110V249L109 248H107V250H106V248ZM164 247V246H163ZM165 247H168L167 245H165ZM207 247V246H206ZM210 247H212V246H210ZM209 247V245H208V247L207 248H205V249H201V250H199V249H197L198 250V252H194L193 250V252L191 251V253H192V255L190 254V250L189 249H187V251H185V249H184V251L182 250L181 251V253L179 252V255H177V257H178V259H179V261H177L175 264H188V262H186V261H189V264H193L194 262V260H196L195 262H197V261H199L200 260V263L199 264H217V262H218V264H219V261L218 260H220V259H218L217 261H214V260H216L217 258H213V256H214V254H213V252H214V250L212 251L211 249L212 248H210ZM239 247V248H240ZM263 247V246H262ZM261 247V248H262ZM6 248H7V246H6ZM84 248H86V249H84ZM91 248H93V249H91ZM125 248V249H124ZM134 248V249H133ZM139 248V247H138ZM173 248V247H172ZM181 248V247H180ZM1 249H2V247H1ZM105 250V253H104V250ZM124 249V250H123ZM140 249V248H139ZM171 249V248H170ZM241 249V248H240ZM242 249H244V248H242ZM258 249H260V247L259 248H256V250H257V252L255 251V249L253 250V252H254V254H256V256L253 254V256H255V257H260V255L263 257V253H262V250L260 249L259 251H258ZM80 250V249H79ZM99 250H101V252L103 253H101L100 254V251ZM114 250H116V251H114ZM121 250V251H120ZM173 250H174V248H173ZM197 250H195V251H197ZM81 251V252H82ZM90 251V254L91 255H93V254H95V256L93 255V257H98V256H96V253L94 252V253H92ZM117 251H118V253H117ZM140 251V250H139ZM139 251H136L137 252V254H139ZM178 251H180V250H178ZM189 251V252H188ZM245 251V250H244ZM249 251H250V249H249ZM107 252V253H106ZM120 252V253H119ZM130 252V251H129ZM136 252H134V254L133 255H137L136 254ZM168 252H169V250H168ZM167 252V253H168ZM174 252V251H173ZM173 252H171V253H173ZM189 253V254H187V253ZM245 252H247L248 253V249H247V251H245ZM252 252V251H251ZM260 253V255H258L257 256V254H259ZM264 252V251H263ZM109 253V254H108ZM112 253H114L113 255H112ZM131 253H133V252H130V253H127V255L130 257V260H131V258H132V261L134 260V262H135V260H136V262L137 263H139L140 262V260H141V264H142V262L144 261V264L146 263V261L147 260H145L146 259V256L145 257H143V255L141 254V256H139L141 259L139 260V257H138V255L137 256H135V257H137L136 259L134 258L133 259V257L134 256H132V254ZM262 253V254H261ZM89 254V253H88ZM126 254V253H125ZM131 254V255H130ZM139 254V255H140ZM176 254L177 253H175L174 255L176 256ZM185 254H186V259H185ZM248 254H252V253H248ZM16 256L15 258L13 257V256ZM105 255V256H104ZM127 255H125V257H126V259L128 260V257H127ZM145 255H146V253H145ZM172 255V254H171ZM194 255V256H193ZM216 255V254H215ZM187 256H189V257H187ZM92 257V258H93ZM105 257V258H106ZM110 257H108L109 258V260H108V258H107V262L109 263V264H115L116 263V258H121V257H123V255L122 256H119L118 257V255H116V258H110ZM149 258H151L150 256H148ZM148 257H147V259H148ZM216 257V256H215ZM252 257V256H251ZM255 257H254V259H255ZM88 258L89 259H92L91 258V256L89 257L88 256ZM88 258H87V262H93V264H97V262L96 263H94L95 262V259H92V260H89L88 261ZM99 258V257H98ZM96 259V261H98V264H99V259ZM100 259V260H104V262H102V264L104 263V264H107L106 263V259ZM142 258H144V260H142ZM185 259V262L183 261L184 259ZM14 259H17V260H14ZM111 259V260H110ZM112 259L113 260H115V262H109V261H112ZM191 260V262L192 263H190V260ZM264 259V258H263ZM262 259V260H263ZM121 260V259H120ZM123 260H124V258H123ZM123 260H122V262H123ZM125 260L123 263L124 264H127L130 260ZM257 260H258V258H257ZM256 260V261H257ZM14 261H16V262H14ZM83 261V262H82ZM117 261H119V259L117 260ZM127 261V262H126ZM86 262V263H87ZM91 262V263H92ZM101 262V261H100ZM120 262V261H119ZM119 262L117 263V264H119ZM126 262V263H125ZM133 262V264H136V263H134ZM153 262V261H152ZM152 262L151 261H149V264L151 263L152 264ZM90 263V264H91ZM122 263V264H123ZM130 263V262H129ZM128 263V264H129ZM121 264V263H120ZM140 264V263H139ZM168 264H170V263H168ZM174 264V263H173ZM197 264V263H196ZM224 264H226V263H224Z\"/></svg>",
    "mask_w": 264,
    "mask_h": 264
}]
</instances>
